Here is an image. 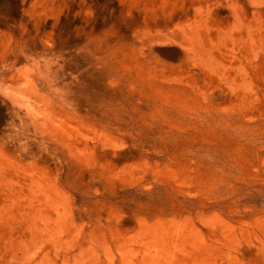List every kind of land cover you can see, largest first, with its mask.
I'll use <instances>...</instances> for the list:
<instances>
[{"label": "rangeland", "instance_id": "374dc122", "mask_svg": "<svg viewBox=\"0 0 264 264\" xmlns=\"http://www.w3.org/2000/svg\"><path fill=\"white\" fill-rule=\"evenodd\" d=\"M46 263L264 264V0H0V264Z\"/></svg>", "mask_w": 264, "mask_h": 264}, {"label": "bare ground", "instance_id": "6f19581e", "mask_svg": "<svg viewBox=\"0 0 264 264\" xmlns=\"http://www.w3.org/2000/svg\"><path fill=\"white\" fill-rule=\"evenodd\" d=\"M36 188H37V187H36ZM22 200H23V199H22ZM39 200H40V199H39ZM57 202H58V201H57ZM59 202H60V201H59ZM36 204H37V203H36ZM55 204H56V203H55ZM55 204H54V205H55ZM31 205H32V204H31ZM44 206H45V205H44ZM51 208H52V207H51ZM35 211H36V209H35ZM60 215L62 216V214H60ZM53 216H54V214L52 215V217H53ZM58 216H59V215H58ZM64 216H65V215H63V218H62V219L65 220L66 217H64ZM55 218H56V215H55ZM215 219H216V218H215ZM55 220H56V219H55ZM64 220H63V221H64ZM63 221H62V222H63ZM169 221H170V220H169ZM138 222H139V221H138ZM49 223H50V221H49ZM57 223H58V222H57ZM57 223H56V225H57ZM60 223H61V221H60ZM260 223H261V222H260ZM21 225H22V224H21ZM44 225H45V224H44ZM62 225L65 226V222H64ZM58 226H59V225H58ZM64 226H63L62 228H61L60 226H59V227H60V229H63ZM172 226H173V225H172ZM174 226H175V223H174ZM183 226H184V225H183ZM19 227H20V226H19ZM21 228H22V226H21ZM170 228H171V227H170ZM189 229H190V228H189ZM231 229H232V227H231ZM236 229H237V228H236ZM57 230H59V228H57ZM145 230H146V229H145ZM163 231H164V230H163ZM52 232H53V230H52ZM54 232H55V231H54ZM178 232H179V231H178ZM178 232H177V234H178ZM137 233H138V231H137ZM184 233H186V232L184 231ZM6 234H7V233H6ZM51 234H52V233H51ZM142 234H143V233H142ZM152 234H153V233H152ZM175 234H176V233H175ZM194 234H195V233H194ZM194 234H193V235H194ZM244 234H246V232H244ZM54 235H55V233H54ZM135 235L137 236L136 233H135ZM153 235L155 236V234H153ZM199 235H200V234H199ZM246 235H247V234H246ZM10 236H11V235H10ZM129 236H130V235H129ZM170 236H171V235H170ZM233 236H234V235H233ZM6 237H7V236H6ZM46 237H48V235H47ZM126 237H127V236H126ZM138 237H140V236H138ZM164 237H165V236H164ZM182 237H183V235H182ZM53 238H54V236H53ZM59 238H60V237H59ZM230 238H231V237H230ZM37 239H38V238H37ZM46 239H47V238H45L44 241H46ZM48 239H49V238H48ZM48 239H47V240H48ZM51 239H52V238H51ZM55 239H56V237H55ZM63 239H64V237H63ZM202 239H203V238H202ZM40 240H42V239H40ZM65 240H67V238H66ZM65 240H64V241H65ZM138 240H139V239H137V241H138ZM260 240H261V239H260ZM54 241H55V240H54ZM135 241H136V240H135ZM135 241H134V242H135ZM139 241H140V240H139ZM150 241H151V240H150ZM30 242H31V241H30ZM62 242H63V241H62ZM123 242H124V241H123ZM132 242H133V241H132ZM151 242H152V241H151ZM181 242H182V241H181ZM200 242H201V241H200ZM238 242H239V241H238ZM240 242H241V241H240ZM54 243H56V242H53V244H54ZM69 243H70V241H69ZM89 243H90V242H89ZM11 244H12V243H11ZM70 244H71V243H70ZM122 244H123V243H122ZM122 244H121V245H122ZM151 244H152V243H151ZM56 245H57V244H56ZM90 245H91V244H90ZM126 245H127V243H126ZM149 245H150V244H149ZM152 245H153V244H152ZM171 245H172V244H171ZM48 246H50V245L48 244ZM65 246H66V245H65ZM65 246H64L63 248H65ZM127 246H128V245H127ZM127 246H126V247H127ZM143 246H144V244H143ZM52 247H53V245H52ZM57 247H58V246H56V248H57ZM145 247H146V246H145ZM145 247H144V248H145ZM181 247H182V246H181ZM258 247H259V246H258ZM24 248H26V246H25ZM87 248L89 249L88 246H87ZM122 248H125V247H122ZM152 248H153V246H152ZM53 249H54V247H53ZM60 249H62V247H61ZM119 249H120V248H119ZM142 249H143V248H142ZM159 249H160V248H159ZM128 250H129V249H128ZM174 250H175V249H174ZM238 250H239V248H238ZM54 251H56V250H54ZM124 251H125V250H124ZM149 251H150V250H149ZM160 251H161V250H160ZM225 251H226V250H225ZM230 251H231V250H230ZM251 251H252V249H251ZM253 251H254V248H253ZM23 252H24V250H23ZM25 252H28V251L25 250ZM163 252H164V251H163ZM173 252H174V251H173ZM29 253H30V250H29ZM80 253H81V255H83L82 252H80ZM182 253H183V252H181V254H182ZM26 254H27V253H26ZM26 254H25V255H26ZM86 254H88V251L85 252L84 255H86ZM149 254L151 255V253H149ZM172 254H173V253H172ZM251 255H252V253H251ZM251 255H250V256H251ZM27 256H28V254H27ZM79 256H80V254H79ZM142 256H144V254H142ZM145 256H146V255H145ZM253 256H254V255H253ZM80 257H81V256H80ZM89 257H90V256H88V259L91 258V257H90V258H89ZM148 257H149V256H148ZM152 257H153V256H152ZM22 258H23V256H22ZM26 258H27V257H26ZM29 258H30V257H28V259H29ZM19 259H20V258H19ZM49 259H50V258H49ZM71 259H72V258H71ZM146 259H147V257H146ZM151 259H152V258H151ZM154 259H155V258H154ZM157 259H158V257H157ZM160 259H162V258H160ZM32 260H33V259H32ZM43 260H44V259H43ZM43 260H42V262H43ZM127 260H128V259H126V261H127ZM162 260H163V259H162ZM150 261H152V260H150ZM153 261H154V260H153ZM164 261H165V260H164ZM215 261H217V260H215ZM19 262H20V261H19ZM72 262H73V261H72ZM127 262H128V261H127ZM194 262H195V261H194ZM200 262H201V261H200ZM128 263H129V262H128ZM150 263H151V262H150ZM184 263H185V262H184ZM213 263H214V261H213ZM46 264H48V263H46ZM72 264H73V263H72ZM146 264H147V263H146ZM159 264H160V263H159ZM186 264H187V263H186Z\"/></svg>", "mask_w": 264, "mask_h": 264}]
</instances>
